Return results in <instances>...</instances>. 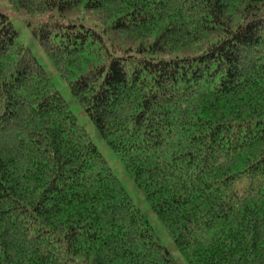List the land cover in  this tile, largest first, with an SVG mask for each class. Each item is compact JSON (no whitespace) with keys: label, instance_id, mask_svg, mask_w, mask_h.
Instances as JSON below:
<instances>
[{"label":"trees","instance_id":"1","mask_svg":"<svg viewBox=\"0 0 264 264\" xmlns=\"http://www.w3.org/2000/svg\"><path fill=\"white\" fill-rule=\"evenodd\" d=\"M186 264H264V0H6ZM0 264H176L0 11Z\"/></svg>","mask_w":264,"mask_h":264},{"label":"rangeland","instance_id":"2","mask_svg":"<svg viewBox=\"0 0 264 264\" xmlns=\"http://www.w3.org/2000/svg\"><path fill=\"white\" fill-rule=\"evenodd\" d=\"M0 11L8 16L10 22L17 32V40L29 48L30 52L36 57L38 62L43 66L48 76L51 78L55 88L68 102V105L75 115L78 123L84 126L91 141L96 145L97 149L104 156L113 173L123 183L134 205L139 208V210L149 222L157 240L167 249L176 264H186L174 248L171 239L168 237L166 231L157 220L155 214L149 210L148 205L142 199L141 195L135 190L131 179L124 172L119 161L104 144V142L99 138L92 123L89 121L86 114L82 111V108L73 101L66 83L55 73L52 64L49 62L44 52L38 45L36 39L30 32V28L34 26L35 17L31 14L24 13L21 10L14 9L6 0H0Z\"/></svg>","mask_w":264,"mask_h":264}]
</instances>
